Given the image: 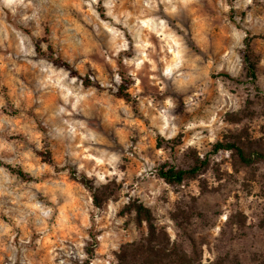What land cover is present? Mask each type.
<instances>
[{
  "label": "clouds",
  "instance_id": "9594fccd",
  "mask_svg": "<svg viewBox=\"0 0 264 264\" xmlns=\"http://www.w3.org/2000/svg\"><path fill=\"white\" fill-rule=\"evenodd\" d=\"M257 37L264 0H0V264H121L148 235L140 206L191 264L264 254V181L245 187L234 150L213 153L259 111L236 84ZM206 159L191 187L161 177Z\"/></svg>",
  "mask_w": 264,
  "mask_h": 264
},
{
  "label": "rangeland",
  "instance_id": "374dc122",
  "mask_svg": "<svg viewBox=\"0 0 264 264\" xmlns=\"http://www.w3.org/2000/svg\"><path fill=\"white\" fill-rule=\"evenodd\" d=\"M201 15L204 16L213 15L211 8L209 7L203 14H197V16L194 17V19L198 20V23L192 26V33L194 37L193 45H195L196 40L201 38L206 27L204 20L200 18ZM213 35L215 36V39L213 41L214 47L216 49H220L221 47L224 46V41L222 39V33L220 32L219 27H217V30L214 32ZM246 43L249 44V55L247 57L254 64L255 67V78H251V76L247 71L246 79L244 81H238L236 82V84L237 86H243L245 83L255 85L258 93L257 99L259 101L260 107H259V111H257L256 107H252L250 111L245 113L243 120L238 118H232L230 120V122L232 123L235 124L244 123L245 125L244 129L240 135L233 136L231 138L226 136L224 137V139L228 140L229 142L237 143L240 147H242L245 150L246 153L252 150H256L264 153V95H260V88L264 86V64H261V61L264 60V37H257L254 40L247 41ZM0 88H2V90L5 92L11 91L12 88L11 81L3 76H0ZM121 94L122 95L124 94L123 90ZM14 115L19 116L18 113H14ZM28 115L30 116L31 114ZM117 131L120 132L122 135L126 134V132L123 129H117ZM17 139H22V137H17ZM215 152L216 151H213V153ZM233 159L235 161V163L233 164V168L238 172V174H247L249 171H251L252 173V177L248 181V184L245 185V187L251 185L253 188H255L258 186L260 181H264V161L258 160L251 164H245L239 160L236 153ZM43 162L53 163L54 162L53 155L49 154ZM207 166H208V161L206 159V163L197 172H195L192 175H187L189 187L194 185L196 173L200 172L203 169H206ZM217 172H219L218 168H217ZM24 178L27 179V177ZM184 182H185V177L181 182L174 184L180 185ZM69 184H71V181H69ZM261 190L264 191V185H261ZM97 203H99L98 199H97ZM150 214L152 216L151 212ZM201 215H203V213H201ZM169 218L174 220L177 219V217H169ZM152 222L156 228V234L158 236L157 240L163 242L168 246L166 239V231L164 227L158 226L153 216H152ZM136 223H137V227H139L143 231L148 232V229H143L142 221L138 222L137 220ZM185 224H188L187 216L184 217V220L181 221L179 225L184 231V237H185L184 248H187L189 242L192 245L196 244V240L197 237L199 236V233L190 232L187 228L184 227ZM262 226H264V221H262ZM260 243L264 245V238H261ZM261 259H264V254L257 252V253H253L251 257H249V254L245 252L241 254V256L237 260L234 261V264H257Z\"/></svg>",
  "mask_w": 264,
  "mask_h": 264
},
{
  "label": "trees",
  "instance_id": "16d2710c",
  "mask_svg": "<svg viewBox=\"0 0 264 264\" xmlns=\"http://www.w3.org/2000/svg\"><path fill=\"white\" fill-rule=\"evenodd\" d=\"M248 61V73L251 78H255V67L254 64ZM222 147L231 148L235 151L240 161L245 164H251L255 161H264V153L256 150H252L248 153L235 142H228L226 144L217 143L213 148V151H217ZM199 162L196 166L192 167L187 173L181 171L176 172L175 170H161V177L168 183H179L185 176L192 175L197 172L204 164ZM140 218L138 222L147 219L149 222L148 235L145 236L139 244H129L124 251V254L120 256L121 264H191L185 251L178 245L177 247L169 250V247L161 241H158L156 228L152 222V216L150 211H147L140 206L139 208ZM258 264V263H257Z\"/></svg>",
  "mask_w": 264,
  "mask_h": 264
}]
</instances>
